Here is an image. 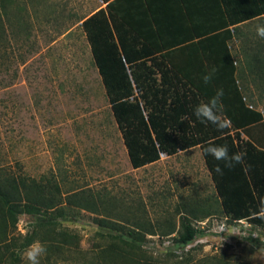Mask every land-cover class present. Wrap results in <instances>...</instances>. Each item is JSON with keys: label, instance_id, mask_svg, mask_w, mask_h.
I'll return each instance as SVG.
<instances>
[{"label": "trees", "instance_id": "1", "mask_svg": "<svg viewBox=\"0 0 264 264\" xmlns=\"http://www.w3.org/2000/svg\"><path fill=\"white\" fill-rule=\"evenodd\" d=\"M168 1L103 0L105 6L81 22L130 163L139 168L162 155L198 146L215 191L211 206L201 217L220 214L229 222L244 220L264 230V218H258L264 201V109H257L247 99L246 87L237 77L239 65H245L241 68L247 67L256 76L253 80L260 89L264 39L254 41L241 64L229 45L242 22L259 17L264 24V0H219L212 9L220 7L222 19L205 21L212 34L196 31L203 23L193 14L198 4L179 0V9L177 5L167 7ZM3 6L0 0V8ZM173 7L179 11L173 13ZM4 36L0 13V43ZM212 69V80L205 84L202 77ZM221 88L223 115L231 121V127L223 131L201 123L194 115V108ZM209 140L226 144L230 154L246 153L244 163L224 168L204 152ZM218 164L224 168L222 175L215 170ZM66 200L99 214L97 225L108 229L101 234L104 242L89 252L73 251L64 240V231L57 230L53 211L61 201L55 185L7 173L0 167V264H24L22 254L34 241L47 249L42 264H207L206 256L154 255L144 248L145 234H156L158 229L160 235L174 232L166 222L153 226L137 218L130 220L119 215L111 203L83 191L67 194ZM23 213L34 216L35 224L24 235L15 234ZM197 232L182 215L173 240L184 246ZM234 263L240 264L239 260ZM208 264L231 262L211 257Z\"/></svg>", "mask_w": 264, "mask_h": 264}, {"label": "rangeland", "instance_id": "2", "mask_svg": "<svg viewBox=\"0 0 264 264\" xmlns=\"http://www.w3.org/2000/svg\"><path fill=\"white\" fill-rule=\"evenodd\" d=\"M3 5L0 167L57 187L61 203L53 211L55 226L73 251L89 252L104 242L101 234L108 230L97 225L99 214L67 202V194L83 191L130 220L170 224V235H160L159 229L144 235V248L154 255L191 253L195 259L208 257L207 264L211 257L264 264V230L220 214L201 217L215 191L198 146L132 167L81 26L101 0H3ZM257 25L256 19L240 25L230 41L239 64L261 39ZM242 65L237 77L247 99L264 109V82L257 88L256 76ZM182 215L198 231L184 246L173 240ZM35 221L21 214L15 234L32 230Z\"/></svg>", "mask_w": 264, "mask_h": 264}, {"label": "clouds", "instance_id": "3", "mask_svg": "<svg viewBox=\"0 0 264 264\" xmlns=\"http://www.w3.org/2000/svg\"><path fill=\"white\" fill-rule=\"evenodd\" d=\"M256 34L261 39H264V24L257 25ZM215 73V69L203 75L202 80L205 84H208ZM224 95L223 89H218L212 97L206 102L199 103L194 108V115L201 123H208L214 125L218 130L231 127V121L229 118L223 115V105L221 103V97ZM204 152L211 155L216 161L222 162L224 168H233L238 164L244 163V157L246 153L238 152L230 154L229 148L226 144L218 145L209 140L207 146L204 147ZM224 168L219 164L216 167V172L223 174ZM258 218H264V201L261 202V207L258 213ZM47 249L44 244L39 241L31 243L23 252V259L27 261V264H40V258L46 255ZM264 257V254L261 255Z\"/></svg>", "mask_w": 264, "mask_h": 264}, {"label": "crops", "instance_id": "4", "mask_svg": "<svg viewBox=\"0 0 264 264\" xmlns=\"http://www.w3.org/2000/svg\"><path fill=\"white\" fill-rule=\"evenodd\" d=\"M192 1L195 2L196 5L198 4L197 7H196V10H193L192 9L193 10V14L196 16V18H200V19L203 20V23L201 25H198V26L195 27L196 28V31H198V33H200V34H212V31H208L205 28V27H207V24H209V23H205V21H209L210 22V20H213L212 18H217V19L221 18L222 19L223 12H222L221 8L215 5L216 8L215 9H212V6L214 4H218L219 3V0H192ZM189 2H190V5H191V0ZM101 3H102V5L100 7H104L105 6V3H103V0H101ZM167 4H168L167 7L170 4V7L177 5L178 8L181 9L180 6H179V4H180L179 0H169L167 2ZM100 7H98V8H100ZM178 11L179 10H175V7H173V9H172V12L173 13L174 12H178ZM170 12H171V10H169L168 13H170ZM258 18L259 17H253L252 19H249V20H253V19H256L257 20ZM246 22L247 21L242 22V24L243 23H246ZM236 61L238 63V60L237 59H236ZM257 109L262 110V108H260V107H257Z\"/></svg>", "mask_w": 264, "mask_h": 264}]
</instances>
